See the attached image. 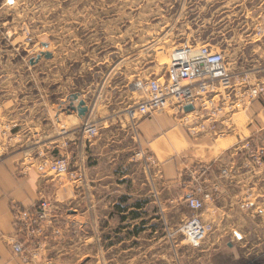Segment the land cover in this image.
<instances>
[{"label": "rangeland", "instance_id": "obj_1", "mask_svg": "<svg viewBox=\"0 0 264 264\" xmlns=\"http://www.w3.org/2000/svg\"><path fill=\"white\" fill-rule=\"evenodd\" d=\"M263 1L0 0V129L13 127L10 117L26 120L31 110L36 113L60 98H65L67 108L72 109L84 94L90 104L86 119L101 124L111 114L119 125L128 124L134 136L125 109L145 98L134 83L166 74L170 53L176 47L211 43L227 48L245 69L251 70L241 63L238 30L248 26L252 30L258 25L261 20L258 15L264 11ZM46 53H52L54 58L48 60ZM258 68L261 70L257 75L264 76V64ZM75 94H79V100L73 99ZM252 103L240 115L247 114ZM167 111L172 113L171 109ZM235 120L234 116L233 123ZM180 123L192 138L206 137L223 144L224 136L213 137L203 131L192 134L190 128L196 121ZM232 126L233 135L242 133L238 124L237 128ZM61 127L68 125L63 123ZM243 135L246 136L243 140L251 138V148H245L242 144L246 140H242L235 159L221 166V170L230 171L225 179L238 172L246 174L243 185L229 195L205 180L209 166L195 165L182 182L184 190L167 205L165 223L156 227L158 232L147 231L150 236L142 233L133 243H127L122 241L125 233L118 235V226L109 223L108 219L113 217L110 210L97 211L92 205L90 210L68 209L69 214L61 224L62 235L50 239L42 257L36 261L42 264H264V127ZM12 139L2 138L0 134V143H10ZM136 139L133 141L129 136L120 146L129 147L126 156L134 158L136 192L146 193L150 188L144 202L152 201L148 213L151 218H159L154 201L162 187L157 179L156 156ZM142 150L151 157L149 168ZM39 153H42L39 157H46L44 151ZM255 156L260 157L259 162ZM199 184L211 195L199 214L212 224L213 230L199 246H192L180 227L193 215L185 201ZM66 188L71 190L72 199L75 194L72 184L66 183ZM214 204L224 207L223 219H208ZM247 204L248 207H242ZM96 216L102 219L99 225L95 223ZM218 237L214 250L211 241Z\"/></svg>", "mask_w": 264, "mask_h": 264}, {"label": "crops", "instance_id": "obj_2", "mask_svg": "<svg viewBox=\"0 0 264 264\" xmlns=\"http://www.w3.org/2000/svg\"><path fill=\"white\" fill-rule=\"evenodd\" d=\"M263 12L258 15L261 20L254 29L251 30L248 26L238 30L240 41L237 50L241 63L253 70L250 75L252 82H264V76L257 75L261 70L257 69L258 66L264 64V31L262 34L257 33L258 28H264ZM232 43L235 44V41ZM49 54L51 56L48 60L53 59V54ZM81 99L85 100L89 109L84 116L67 108L65 98H60L41 107L36 113L31 110L30 117L26 116V120L17 116L10 117L15 138L10 141V148L6 153L0 155V264H23L14 255L10 245L14 233V206L33 205L41 191L48 192L52 198L58 194L55 186L60 185L61 180L57 183L52 178L42 177L35 166L41 158L38 156L40 151H44L47 158L66 156L71 169L84 173L83 180H76L72 184L75 194L66 201L64 208L71 211L91 208L97 211L103 208L110 210L113 217L108 219L109 223L118 226V235L125 233L126 237L122 241L133 243L142 233H156V227L164 225L167 205L180 194L187 171L197 165L209 166L205 172V180L210 185H218L217 188L222 193L227 192L229 195L235 188L243 185L246 174L238 172L225 179L221 176V166L235 159L240 142L246 138L244 132L252 133L264 127L263 99L254 101L247 114L240 115L238 112L239 114L229 117L234 128L238 124L242 133L233 135L230 129L222 140L223 144L209 141L206 137L192 138L173 112L165 111L141 120L138 139L142 147H149L155 154L159 169L157 179L162 187L154 201L159 218H151L148 212L152 201L144 202V198L151 193L150 188L146 193L136 192L137 180L134 178L132 163L135 162L134 158L126 156L129 147L120 146L123 139L130 136L134 141L136 135L133 136L128 124L119 125L110 114L105 116L101 124L97 122L100 134L88 140L82 133L81 124L90 114V104L86 95H81ZM234 116L237 124L233 123ZM63 123L68 125V133L60 136ZM222 126L225 127V124ZM66 141L67 145L64 144ZM196 174L199 175V172ZM89 205H92L91 208ZM210 210L212 213L207 214L209 220L224 218V207L214 204ZM101 221L96 216V225L101 224ZM147 235L150 236V233ZM222 237L224 238L223 234ZM216 241H219V237L211 241L214 250Z\"/></svg>", "mask_w": 264, "mask_h": 264}, {"label": "built area", "instance_id": "obj_3", "mask_svg": "<svg viewBox=\"0 0 264 264\" xmlns=\"http://www.w3.org/2000/svg\"><path fill=\"white\" fill-rule=\"evenodd\" d=\"M257 33L262 34L263 28H258ZM252 71L245 69L227 48L221 49L211 43H187L176 47L170 53L166 74L134 83V87L145 94V98L125 109L134 134L138 138L141 120L171 109L181 122L196 121V125L190 128L192 134L203 131L213 137L225 136L226 130L232 126L229 117L245 110L250 103L264 99V82H252ZM187 106H193V109L187 111ZM191 115H194L192 120ZM0 130L2 138L12 139L10 125ZM81 130L88 140L100 134L99 125L90 119L81 124ZM61 133L66 135L68 128L63 127ZM250 139L242 141H245L242 145L247 149L251 148ZM9 144L0 143V155L6 153ZM64 144L67 145V141ZM141 154L146 168H149L151 157L144 150ZM254 158L260 161V157ZM35 166L42 177L53 180L67 178L55 186L58 194L54 198L41 191L33 205L14 206L11 249L24 263L42 264L36 259L42 257L50 239L62 235V220L69 214V210L63 207L71 194L66 183L83 180L84 173L72 170L66 156L41 157ZM229 174V170H221L222 177H229ZM210 198L203 184L197 185L195 192L186 196L185 202L193 215L183 223L180 231L192 246H199L213 230L212 224L205 222L199 214ZM248 206L242 205L244 208Z\"/></svg>", "mask_w": 264, "mask_h": 264}, {"label": "water", "instance_id": "obj_4", "mask_svg": "<svg viewBox=\"0 0 264 264\" xmlns=\"http://www.w3.org/2000/svg\"><path fill=\"white\" fill-rule=\"evenodd\" d=\"M45 55H46V57H50V56H51L49 53H46ZM79 97H80L79 94H75V95H73V99H74V100H79ZM71 108H72L73 110H75V111H78V113H79L80 116H84V115H86V113H87L88 110H89L88 107H87V105H86L85 100H83V99H80V100H79V103H78L77 106L72 105ZM192 109H193V106H187V107H186V110H187V111H190V110H192Z\"/></svg>", "mask_w": 264, "mask_h": 264}]
</instances>
